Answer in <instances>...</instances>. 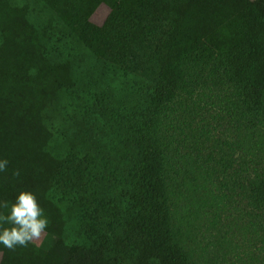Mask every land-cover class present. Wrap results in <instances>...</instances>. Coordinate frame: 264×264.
<instances>
[{"label":"trees","instance_id":"trees-1","mask_svg":"<svg viewBox=\"0 0 264 264\" xmlns=\"http://www.w3.org/2000/svg\"><path fill=\"white\" fill-rule=\"evenodd\" d=\"M19 1L0 0V202L32 191L49 225L25 247L0 245V264H198L175 216L188 172L173 141L186 146L197 117L216 109L250 133L261 126L263 142L264 0ZM53 22L122 87L95 94L88 126L108 109L120 117L106 125L105 150L82 141L83 158L69 152L77 135L57 137L51 125L77 85L74 62L51 59ZM201 133L209 142L210 129ZM251 162L242 158L252 174L238 186L263 218L264 168Z\"/></svg>","mask_w":264,"mask_h":264},{"label":"rangeland","instance_id":"rangeland-1","mask_svg":"<svg viewBox=\"0 0 264 264\" xmlns=\"http://www.w3.org/2000/svg\"><path fill=\"white\" fill-rule=\"evenodd\" d=\"M25 1L19 2L22 4ZM108 14V8L102 5L93 17V22L102 25ZM46 27L49 34L57 37L60 42L49 49L52 61L74 62L77 77V85L70 93L74 95L50 111L53 118L51 125L54 126L56 136L61 138L65 134L71 138L77 135L75 146L69 152L81 158L87 154L82 141L87 143L88 148L99 146L105 150L107 131L111 129V123L116 122L120 112L117 109L113 113L108 109L105 117L98 113V117L89 126L85 120L86 114L96 108L95 94L106 93L108 90L122 94V87H110L111 72L92 60L85 48L63 38L55 22L51 27ZM133 89L136 90L134 86ZM132 98H140V95L130 100ZM99 107L102 105L97 106L96 112ZM120 107L130 110L132 105L125 101ZM215 110L209 109L197 117L189 133L193 137L187 135L186 146L183 147L182 138L176 137L173 141L179 147V154L184 157L180 165L188 172L184 186L182 183L183 188L179 187L172 195L175 216L186 223L185 241L194 250L198 264H264V217L261 211L249 204L238 186L242 179L246 180L252 174L251 171H240L243 157L246 168L256 165L251 162L253 157L260 162L259 167L264 168V150L258 156L253 155L259 148L264 149V140L261 143L257 141L263 128L260 126L250 133V127L245 128L238 119ZM103 114L106 112L103 111ZM102 121L105 127L110 124L106 127L108 130L101 127ZM209 129L210 133L206 134L208 142L201 132ZM229 143L234 147L229 146ZM102 158L97 162L102 164ZM112 165L110 163L108 167Z\"/></svg>","mask_w":264,"mask_h":264},{"label":"clouds","instance_id":"clouds-1","mask_svg":"<svg viewBox=\"0 0 264 264\" xmlns=\"http://www.w3.org/2000/svg\"><path fill=\"white\" fill-rule=\"evenodd\" d=\"M7 165V159L0 158V173L5 171ZM4 210H7L6 214ZM48 225L44 208L32 191L19 192L11 206L7 202H0V245L9 250L39 240Z\"/></svg>","mask_w":264,"mask_h":264}]
</instances>
